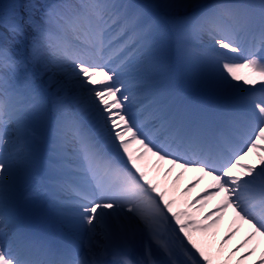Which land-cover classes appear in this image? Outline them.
I'll return each instance as SVG.
<instances>
[{
    "label": "snow or ice",
    "instance_id": "1",
    "mask_svg": "<svg viewBox=\"0 0 264 264\" xmlns=\"http://www.w3.org/2000/svg\"><path fill=\"white\" fill-rule=\"evenodd\" d=\"M245 225L228 259L264 243V0H0V264H218Z\"/></svg>",
    "mask_w": 264,
    "mask_h": 264
},
{
    "label": "bare ground",
    "instance_id": "2",
    "mask_svg": "<svg viewBox=\"0 0 264 264\" xmlns=\"http://www.w3.org/2000/svg\"><path fill=\"white\" fill-rule=\"evenodd\" d=\"M240 74L245 76H251V73L247 69L241 70ZM242 163H247V164L255 163L259 166V160L256 158L255 155L246 158L245 161H243ZM142 164L147 165L146 170L149 171L150 177L155 178L157 182L161 183L162 187H166L168 189L170 198H176L178 201L181 200L193 201L195 198H197V194L200 193L201 190L208 183L206 179L202 181L201 184L193 188L190 193H186L182 195L183 189L186 186L190 185V183L194 180L195 176L198 175L197 173L189 171L183 177H181V179L178 182L173 184V180L177 172L180 171L179 169L174 170L170 176L165 177L163 169H161L158 172L156 168L152 167V165L156 164L154 158L152 159L145 158V161H143ZM163 168H167V165H164ZM214 203L215 202H213V204ZM213 204H209L208 207L205 208L204 214H207L213 208ZM197 218H202V214H197ZM231 219H232V214H231V210H229L228 214L225 217V220L221 223L219 230L217 231V234L215 236L209 234L208 236L200 237V234L194 233V235L197 236L198 238H201L205 244L211 243L212 245L211 252L213 253L214 257L216 255L217 249L221 247L220 241L224 238L225 233L228 231L229 225L231 224ZM247 232H248V228L245 225L241 228L240 232H238L235 237H233L226 245L223 246V254L219 256L218 264H224L225 261H227V264H237V260L241 259L242 255L247 253L249 249H251L252 247H256V251L251 256H248L246 259L241 260V264H259L261 253H264V243H259L257 246V242L259 238H257V241H253L251 244L241 249L240 252H237L234 256L228 259L229 253L244 238Z\"/></svg>",
    "mask_w": 264,
    "mask_h": 264
}]
</instances>
